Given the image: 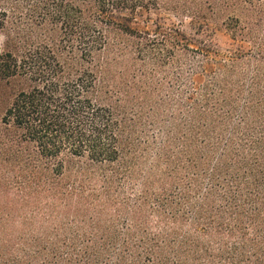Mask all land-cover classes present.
I'll return each mask as SVG.
<instances>
[{
    "label": "trees",
    "instance_id": "obj_1",
    "mask_svg": "<svg viewBox=\"0 0 264 264\" xmlns=\"http://www.w3.org/2000/svg\"><path fill=\"white\" fill-rule=\"evenodd\" d=\"M0 34V264H264V0H0Z\"/></svg>",
    "mask_w": 264,
    "mask_h": 264
},
{
    "label": "rangeland",
    "instance_id": "obj_2",
    "mask_svg": "<svg viewBox=\"0 0 264 264\" xmlns=\"http://www.w3.org/2000/svg\"><path fill=\"white\" fill-rule=\"evenodd\" d=\"M145 15V13H144ZM161 16L164 17L166 22H173L177 26L181 27L183 30H185L188 34H192V28L190 27V18L188 17H177L173 14L161 12ZM157 15L154 13H151V18L154 19ZM144 17V16H143ZM209 28L211 29L212 37L214 41L220 46L221 51L226 52L228 50H231V42L228 38V36L219 29L216 28V24L213 20L208 21ZM2 35L0 34V49L2 44ZM196 80H199L198 77H196Z\"/></svg>",
    "mask_w": 264,
    "mask_h": 264
}]
</instances>
